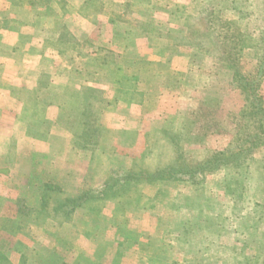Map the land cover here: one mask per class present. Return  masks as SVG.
Segmentation results:
<instances>
[{
    "label": "rangeland",
    "instance_id": "1",
    "mask_svg": "<svg viewBox=\"0 0 264 264\" xmlns=\"http://www.w3.org/2000/svg\"><path fill=\"white\" fill-rule=\"evenodd\" d=\"M14 1L24 12L25 0ZM10 2L2 0V7ZM135 2L120 14L110 4L101 10L141 20L140 38L162 54L128 51L133 71L123 73L124 80L137 83L133 101L141 107L120 109L99 64L94 72L72 74L82 84L92 80L97 91L80 88L66 97L63 89H50L48 101L33 91L49 107L60 103L80 116L88 161L45 184L39 208L0 200V264H264V145L246 153L250 136H264V80L256 81L259 62L252 58L264 52V0ZM54 21L50 30L62 32L64 23L68 33L65 22ZM142 61H158L168 71L136 72ZM246 78L256 86L246 87ZM86 98L96 103L98 124L80 109ZM220 154L242 155L199 172L200 179L132 183L123 194L102 193L66 220L53 219L54 202H46V186L83 193L110 174L196 168Z\"/></svg>",
    "mask_w": 264,
    "mask_h": 264
},
{
    "label": "crops",
    "instance_id": "2",
    "mask_svg": "<svg viewBox=\"0 0 264 264\" xmlns=\"http://www.w3.org/2000/svg\"><path fill=\"white\" fill-rule=\"evenodd\" d=\"M132 1L140 7L150 0H25L24 12L17 10L16 1L4 8L0 0V200L17 199L39 208L45 184L58 183L61 170L65 177L88 161L80 116L60 103L49 107L31 95L34 90L43 91L47 101L50 89L61 88L66 97L80 88L97 91L92 80L82 84L72 74L94 72L99 64L120 109L141 107L133 101L137 83L124 80L123 73L133 71L128 51L138 57L142 50L144 55L162 54L140 38L141 20L115 18L101 10L110 4L120 14ZM54 18L65 22L68 33L64 23L62 32L50 30L48 21L55 24ZM161 67L158 61H142L136 72L167 73Z\"/></svg>",
    "mask_w": 264,
    "mask_h": 264
},
{
    "label": "trees",
    "instance_id": "3",
    "mask_svg": "<svg viewBox=\"0 0 264 264\" xmlns=\"http://www.w3.org/2000/svg\"><path fill=\"white\" fill-rule=\"evenodd\" d=\"M256 46L259 44L256 43ZM253 61H258L259 64L257 65L256 74L254 77L256 81L264 80V52H261L260 55L254 54L252 56ZM242 78V75L240 76ZM248 82V83H247ZM256 86L252 80H248L246 78V87L250 85ZM259 84V83H258ZM95 101L92 99H87L85 102V106H81L80 109L83 113H85L87 118L90 120V116L94 117L93 123L98 124L101 120L99 118L100 114H97L99 110L94 107ZM83 105V104H82ZM90 123V122H89ZM173 138V137H172ZM177 137L174 136L172 140L174 143H177ZM250 147L247 148L246 153H251L254 150H257L259 145H264V136L255 134L249 137ZM245 153V152H244ZM242 155V154H240ZM240 155H230L231 158H227V154H220L216 156L215 163H206L202 166L196 168H187L186 166L181 165V167H170L162 169L158 172L149 171L148 169L138 172V171H127V173L120 177L118 175H111L109 176L108 180H105L103 183H100L96 188L90 189L83 193H76V194H66V192L61 189L60 187H52L46 186V190L49 191V196L47 197L46 202L48 204L50 202H54L53 208V219L62 218L64 220L69 219L72 215H74L78 209H85L84 204L91 201V199H99V196L104 193L107 195H116V194H123V191H127V188L130 186L129 184L132 183H139V184H146L147 185H155L157 182H169L173 179L179 180L183 179L184 177H188L189 180L195 178L200 179L198 173L201 171H206L209 169H216L217 167H221L222 165H227L229 163H233V161H238ZM237 167H240L241 163L235 164ZM169 179V180H168ZM88 184H91L89 182ZM164 192L163 190H159V194L162 195ZM54 200V201H53ZM46 210V203L43 205V208L40 212ZM22 264H25L24 261H21Z\"/></svg>",
    "mask_w": 264,
    "mask_h": 264
}]
</instances>
